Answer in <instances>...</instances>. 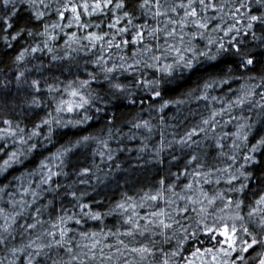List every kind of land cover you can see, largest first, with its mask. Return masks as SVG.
Wrapping results in <instances>:
<instances>
[{
	"label": "trees",
	"instance_id": "16d2710c",
	"mask_svg": "<svg viewBox=\"0 0 264 264\" xmlns=\"http://www.w3.org/2000/svg\"><path fill=\"white\" fill-rule=\"evenodd\" d=\"M45 2L47 3L49 0H45ZM172 2L173 0H168V3ZM176 2H180V0H176ZM184 2L186 3L187 0ZM138 3L139 0H128L126 10L132 11ZM217 3H223V0H217ZM55 7L56 4L53 0L52 8L47 10L48 14L44 17L43 22L35 23L34 30L36 32H42L45 23L51 25L58 22V17L53 10ZM111 7L114 9V5ZM19 12L20 17L29 15L26 6H19ZM3 14L4 10L0 8V15ZM115 14L122 15L123 13L122 11L119 13L109 11L102 16H84L85 22L90 20L95 24L102 21L101 28L93 27L84 30L73 25L71 28L65 27L63 32L57 29L51 33L56 36L55 40L38 34L31 37L25 34L16 41H10L13 47L8 48L0 39V130L8 128V125L3 121L9 120L12 122L13 129L17 125L23 128L25 138H27V134H30L37 124H41L44 119L56 117L55 107L61 94L50 93L48 85L62 90L69 82L79 83L81 80L90 79V74H94L97 76V80L92 82L91 91L100 97L89 108L87 114L91 119L87 123L76 127L53 124L51 133H49L48 125H42L41 134L33 137L25 145L19 143V136H7L0 131V135L4 137L0 139V147L4 148V151H0V164L8 158V154L12 151L22 149L24 152L19 163H14L7 171L0 172V189H3L0 191V207L11 211L9 200H19L23 195V188H29L30 192L39 193L35 204L24 215L17 218V222L13 226L15 229L13 234L16 239L10 240L9 246H19L21 243L27 242L29 233L24 232L20 226L35 222L33 217L36 216V208L41 209L38 219L46 222L43 228H50L53 222H58L57 217L59 216L66 218L72 215L75 219H80L79 225L75 223V220L67 221L65 225L72 230L69 235L74 238L73 243H90L79 236V232L83 231L89 234L92 232L101 233L99 238L103 240L104 244L116 245L117 238L115 236L105 237L103 234L124 232L130 228V225L124 223L127 216L132 213L130 205L137 206L135 211L140 216H145L161 208L171 211L177 206L182 207L185 201L179 200L178 196L193 194L186 193L185 185L189 183L193 184L197 195L200 188H203L209 195L224 194L225 201H217L213 209H209V211L215 212L216 219L209 217L206 223L213 227L217 226L221 216L225 222H232L229 217L235 214L234 205L231 209H225L223 213L219 211L229 197L233 200L242 199L244 201L241 214L247 218V212L251 210L250 206H254L259 195L264 194V149L254 154L258 163L246 165V171L252 173L248 181L241 178L229 185L226 182L228 173L216 171V169H223L232 164L231 171L234 173L235 169L244 163L243 155L249 154L246 147L242 146L239 150L231 147L233 140L236 139L232 134L237 132V125L244 123L243 120H232L226 124L225 122L229 120V114L226 112L217 117L218 123L214 132L211 129L199 132V128L207 127L201 123L202 119L208 118L213 109L219 111L221 107L226 108L229 100H235L236 96L240 95L241 85L249 83L247 79L249 76L259 77L261 75V68L264 65L257 64L253 71H246L238 66L237 59L231 55H224L215 61L200 58L192 70L178 71L175 74L177 78L171 84L162 87V97L159 98L153 97L152 92L143 84L137 85V81L142 78L140 74L118 69L110 74L112 82L125 85L126 91L115 93V90L110 87L109 81L104 79L105 74L102 71L104 64L101 63L98 66L95 63L97 57L103 56L104 61H107V67H112L113 64L119 65L122 56L128 58L127 63H132L133 53L139 51L142 45L129 43L127 47L109 49L105 41L102 49L100 44H97L96 48H92L86 40L72 43L71 48L65 44L73 32L77 33L79 37L87 35L88 31L98 32L100 35L109 33L106 40L110 39L114 30L110 31L107 25L114 19ZM212 14L208 13V15ZM68 15L70 16V14ZM182 15L183 12H179V16ZM135 16V24L147 23L150 28L157 26L151 15H142L138 7L135 8ZM19 19L17 18L18 23ZM164 20L165 18H161L160 27H163ZM60 23L66 25L68 20ZM125 23L122 22L118 27L125 26ZM10 31L15 34V29ZM134 32L133 29L130 33L117 35L114 43H120L124 39L131 41ZM256 32L258 36L261 35L259 27ZM4 34L3 31H0V37ZM45 40L52 48V52L44 48ZM246 41L248 49L257 57L264 55V41H253L250 35ZM146 42L155 43L147 38V35ZM199 43L203 47V42ZM81 44L85 46L83 49L80 47ZM36 46L42 48L43 51L32 53L31 48ZM25 48L29 51L25 54L24 60L17 62L16 57ZM53 56H56L57 59L53 60ZM21 72H24V76L18 83L16 77ZM159 75L152 69H146L143 72V79L152 80ZM224 79H227L228 83L221 85L219 82ZM33 80L40 82L39 92H36L31 86ZM213 80L217 83L208 90V95L217 97L216 101L196 99L197 96L203 94L200 91H196L194 95L189 94L198 86L202 88L205 82ZM259 82L257 79L251 83ZM257 91L264 92V87ZM33 98L38 101L39 106L32 103ZM63 98L67 99L68 97L64 95ZM255 100H259V95L255 97ZM165 101L170 103L161 110V105ZM177 101L181 102L177 103ZM251 107L252 105L245 104L242 108H234L231 112L232 116L243 115L250 118L249 123H256V127L249 135V147L256 142L261 134H264V130H260V124L257 123L264 117L257 116L259 108L249 111L248 109ZM97 108L100 109L99 112L96 111ZM83 114L81 111L78 114L64 113L61 115L67 121L79 119ZM145 121L148 122V127H133L134 124L143 125ZM193 128L197 129L198 134L192 137V141L186 144L179 143L185 133ZM85 136H92L96 139L81 143L65 158L63 165H60L59 168L55 167L58 161L51 158L61 149V146H67L69 143L75 144ZM101 140L107 142V148L98 143ZM218 141L224 145L223 149L217 147ZM237 142L239 143V141ZM32 144H35L36 147L29 152L28 147ZM221 152L224 155H221ZM100 153H104V155L101 156ZM233 153L237 157L234 164L228 159V156ZM109 155L112 159H108ZM193 155L197 159L190 164L189 160ZM41 161L50 162L52 170L60 171L61 175L53 176L49 185H41L40 188H37L42 175L39 167ZM84 168H89L90 173L81 175ZM196 172L209 175L197 177L194 175ZM206 179L210 182L205 183ZM217 179H219V183H216ZM161 180L164 181L163 186L160 183ZM81 181L84 182L81 183ZM240 183L248 184L243 193L229 191L230 188H239ZM57 185L60 186L58 189ZM49 188L55 189V191L43 190ZM71 192L76 193L75 199L71 196ZM152 195H159V199L151 201L147 198ZM129 197L131 200L128 199ZM24 199L31 203L33 198L29 193L24 196ZM169 200L176 201V204H173L171 208L166 205V201ZM120 203H125L126 211L116 207ZM81 204H86L88 207L81 209ZM86 212L100 213L101 219L92 220L89 216L84 215ZM188 216L194 217L195 214L190 212ZM182 222L194 225V220L182 219ZM2 223L3 218L0 217V224ZM140 223L143 225L146 220H141ZM43 228L38 227L35 230H29V232L35 236ZM197 235L199 241L190 239L184 245L183 255L185 257L191 258L190 253L196 247H201L203 250V248L222 246L215 240L210 241L208 235L203 231H198ZM217 238L224 239L218 233ZM120 239L129 243L130 246L136 247L142 243L147 244L149 240H155L157 247L163 246L165 251H170L176 243L173 240L170 245H162L163 238L159 235L153 236L151 233H145L144 236L137 234L135 241L132 237L127 236H121ZM223 246L226 247V245ZM258 251H260L259 247L256 248V251L250 250V253L244 255L246 257L249 254L256 256ZM233 255L235 256L236 253ZM5 256V249L0 246V259ZM125 258L131 260L133 256L129 255ZM135 259L138 260L139 257H135ZM153 259V257H148L142 264H152ZM206 259L210 261L211 256ZM17 264H22V261H17ZM197 264H199V260H197ZM249 264L252 262L250 261Z\"/></svg>",
	"mask_w": 264,
	"mask_h": 264
},
{
	"label": "snow or ice",
	"instance_id": "6c2138e0",
	"mask_svg": "<svg viewBox=\"0 0 264 264\" xmlns=\"http://www.w3.org/2000/svg\"><path fill=\"white\" fill-rule=\"evenodd\" d=\"M53 0L45 2V0H0V8L4 10V14L0 15V31L5 34L0 37L6 45V47H13L10 41H16L23 35L29 37L34 35H40L50 40H55L56 36L52 35L59 29L63 32L65 27L71 28L75 25L78 29H90L95 27L101 28V23L93 24L90 20L85 22L84 16H102L107 12L112 11L119 13L122 11V15L115 14L114 19L108 23L107 27L110 31L114 30V33L110 39L106 40L109 33L100 35L98 32L88 31L87 35L83 37L77 36V33L73 32L65 41L67 47L71 48L72 43H80L81 40H86L92 48H96L97 44H100L103 49L104 42L106 41L109 49L115 47L120 49L127 47L129 43L133 45H142L139 51L133 53L132 63H127V57H120L121 63L119 65L113 64L112 67H107V61H104L103 56L97 57L95 63L99 66L104 64L102 71L104 72V79L109 81L110 87L115 90V93H123L126 91V86L120 83H113L111 73L119 70L130 73H138L141 75V80L137 81V85L143 84L148 88L153 97H162V87L167 84H171L177 77L175 74L178 71L192 70L199 62L200 58H205L210 61H215L224 55H231L238 61V66L246 71H253L257 64L264 65V55L257 57L250 49L246 38L250 35L253 41H264V0H223V3H217V0H184L172 3H168V0H139V3L134 6L132 11L126 10L128 8V0H54L56 7L53 9L58 17V22L51 25L45 23L43 25L42 32H36L34 25L36 22H43L44 17L48 14L47 10L52 8ZM114 5V9L111 7ZM19 6H26L29 15L27 17H20ZM138 7L141 10L142 15H151L152 20L156 21V27H149L147 23L135 24V8ZM227 9V10H226ZM183 12L182 16H179V12ZM213 13L208 15V13ZM70 14V16L68 15ZM172 14H176L175 16ZM19 19V23L17 22ZM161 18H165L163 27H160ZM68 20L66 25L60 23L64 20ZM122 22H126L125 26L118 27ZM215 22V23H214ZM214 23V26H212ZM259 27L261 35L258 36L256 29ZM15 29V34H12L10 30ZM135 30L132 35L131 41L128 39L122 40L120 43H114L117 35L130 33ZM51 30V31H50ZM222 33V35H221ZM146 35L151 41L155 43L146 42ZM162 40V42H161ZM199 42H203V47ZM81 49L85 46L80 45ZM44 48H47L49 52H52V48L49 47L47 40L44 42ZM214 49V51H213ZM74 51L76 49H73ZM29 50L25 48L16 57L17 62H22L25 58V54ZM43 51L39 46L32 47L31 52ZM53 60L57 59L56 56L52 57ZM170 61V62H169ZM146 69H152L154 72L160 75L152 80L143 79V72ZM24 76V72H21L17 77L19 83L21 77ZM249 83L247 85H241L240 95L236 96L235 100H229L227 107H221L219 111L212 110L209 117L202 119L201 123L207 127L199 128V132H206L207 129H211L213 132L217 127V117L224 115L226 112L229 114V120L225 123H230L232 120H243L244 123L237 125V132L232 134L235 136V140L231 147L239 150L242 146L248 148V153L243 155L244 163L235 169L233 173L232 164H229L223 169H216L217 172L228 173L227 183L232 185L233 182L243 178L244 181H248L252 173L246 171V165L258 163L255 153L264 149V134H261L255 143H252L249 147V135L253 128L256 127V123H249V117L243 115L236 117L232 116L231 112L234 108H242L245 104L252 105L249 111L254 108H259L257 113L258 117H264V92H258L257 89L264 87V67L261 68V75L249 76ZM259 79V83H251ZM97 80V76L90 74V79L81 80L79 83L76 81L69 82L62 90L53 85H48V91L50 93H60L61 98L57 101L55 112L56 117L51 119H44L41 124H37L30 134H27L25 138V130L20 128L19 125L15 129L12 128V122L4 120L3 123L8 125V128L0 130L4 135L16 137L19 136V143L25 145L33 137L41 134L40 129L42 125L49 126V133L52 132V125H60L67 127L69 125L76 127L87 123L91 117L87 114L89 108L93 105L94 101L99 100L98 94H93L91 91V85L93 81ZM217 82H205L201 87L193 89L190 95H194L196 91H200L203 94L197 96L196 99H202L208 101H216L217 97H209L208 90L213 88ZM221 85L228 83L227 79L219 82ZM31 86L36 92L40 91V82L33 80ZM114 93V95H115ZM66 95L68 98H63ZM259 95V100H255V97ZM118 98V97H117ZM181 101H177L180 103ZM33 104L39 106L38 101L33 98ZM169 101H165L161 105V110L167 107ZM84 114L79 119H69L65 121L61 114ZM100 111L99 108L96 109ZM260 124V130H264V119L257 121ZM148 127V122L141 124H134L133 127L140 128ZM197 129L193 128L191 131L185 133V136L180 139L179 143L186 144L192 141V137L197 135ZM225 135H228L225 133ZM3 135H0V139H3ZM96 139L92 136H85L81 140H78L75 144L69 143L67 146L62 145L61 149L53 155L51 159L58 161L55 167L59 168L60 165L65 163V158L81 143L89 140ZM239 141V143L237 142ZM194 142V141H193ZM107 148L106 141H98ZM36 147L32 144L28 147V151L31 152ZM217 147L223 149L224 145L217 142ZM0 151H4L3 147H0ZM224 155L223 152L220 153ZM24 155L22 149L12 151L8 154V158L3 160L0 164V172L7 171L14 163L20 162V157ZM101 156L104 153H100ZM236 155L233 153L228 156L233 164L236 162ZM108 159H112L111 155ZM197 157L193 155L189 160L191 164L196 161ZM41 180L37 188L41 185H49L53 176L61 175L60 171L54 172L50 162L41 161ZM47 170L46 172L44 170ZM89 168H84L81 175H87L90 173ZM66 175V173H64ZM199 177L203 174L201 172L194 173ZM84 181H81L83 183ZM208 183L207 179L204 181ZM217 179L216 183H219ZM163 186L164 181H160ZM60 186L57 185V189ZM172 187V186H170ZM248 187L247 183H240L239 188H230L229 191H235L243 193ZM186 193H193L192 195L178 196L179 200L185 201L182 207L177 206L171 211L164 208L158 211H153L145 216H140L135 208V204L130 205L132 208L131 215L127 216L124 223L130 225L127 231L116 233H104L103 236L113 235L117 238V244H104L100 239L101 233L92 232H79V236L90 241V243H73L74 238L69 235L71 229L65 225L67 221L75 220V223L79 225L80 219H75L74 216L69 215L57 217L58 222H53L50 228H43L45 221L38 219L41 214V209L36 208V216L33 217L34 223H27L21 225L24 232L29 233L26 243H21L19 246H9L10 240L14 241L16 236L13 234L15 229L14 225L17 222V218L24 215V213L32 207L36 202V198L39 193L31 191L29 188H23V195L19 200L11 199L9 204L11 205V211L0 207V217L3 218V223L0 224V246L6 251V256L0 259V264H17V261H22V264H142L148 257H153L152 264H264V194H260L258 199L255 200V205L250 206L251 210L247 212V218L241 214V208L244 203L242 199L233 200L231 197L227 199V202L223 204V208H220L221 213L225 209H231L234 205L235 214L230 216L231 223L225 222L223 216L219 217L216 227L209 226L206 221L209 217L216 219L215 212L209 211L213 209L217 201L224 202L225 196L223 193H216L209 195L203 188L199 189L198 195L195 192L192 183L185 185ZM44 191H55V189H43ZM3 191V189H0ZM31 194L32 201L24 199V196ZM71 196L75 199L76 193L71 192ZM11 195V194H10ZM175 195V193H174ZM151 201H157L159 195H152L147 197ZM131 200V197L128 198ZM173 204H176L175 200L166 201L168 208H171ZM141 207L143 205H140ZM198 206V207H197ZM81 209L87 208L88 205L81 204ZM118 209L125 210V203L117 204ZM194 213V217H189V213ZM92 220H100V213H84ZM255 218V219H254ZM183 220H194L192 223H183ZM146 220V223L141 225L140 221ZM202 226V227H201ZM38 227L43 228L38 234L33 236L29 230H35ZM198 231H203L208 235L209 240H215L217 244L222 245L219 248L208 247L203 248L196 247L191 251V258L185 257L184 245L190 240L195 239L199 241L197 235ZM145 233H151V235H159L163 238L162 245H170L173 240L176 241L175 246L170 251H165L163 246L157 247L155 240H149L147 244H140L138 247L130 246L129 243H125L121 236L132 237L135 241L136 235L144 236ZM171 233V235H169ZM223 237V240L217 238ZM23 235V233H21ZM223 245H226L224 247ZM259 247L260 251L256 253V256L244 255L251 251H256ZM113 248L115 249L113 251ZM107 249V251H106ZM236 253L234 256L233 254ZM133 256V259H127L126 256ZM211 256V260L206 259ZM135 257H139L138 260Z\"/></svg>",
	"mask_w": 264,
	"mask_h": 264
}]
</instances>
